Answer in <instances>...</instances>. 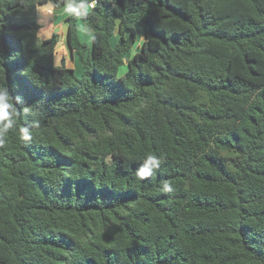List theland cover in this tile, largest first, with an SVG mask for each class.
<instances>
[{"label": "trees", "instance_id": "obj_1", "mask_svg": "<svg viewBox=\"0 0 264 264\" xmlns=\"http://www.w3.org/2000/svg\"><path fill=\"white\" fill-rule=\"evenodd\" d=\"M46 2L0 0L9 89L43 113L0 149V264H264V0H101L91 48L64 20L80 77Z\"/></svg>", "mask_w": 264, "mask_h": 264}, {"label": "clouds", "instance_id": "obj_2", "mask_svg": "<svg viewBox=\"0 0 264 264\" xmlns=\"http://www.w3.org/2000/svg\"><path fill=\"white\" fill-rule=\"evenodd\" d=\"M100 3L101 0H47L46 3L39 5L38 8L41 13L51 16L55 14L58 8L62 7L68 16L86 23L90 10L96 9ZM4 12V10L0 9V13ZM3 27L2 17H0V31H3ZM5 62V59L0 56V149L5 148L13 132H15L18 143L22 147L35 143L36 133L43 127L41 119L43 113L41 112L40 102L27 105L22 96L13 95L10 91L4 69ZM24 74L27 75V73ZM93 95L98 100H101L108 93L98 88L93 91ZM164 163L165 157L163 155L148 154L132 173L134 181L143 184L149 178H155L156 173L161 170ZM175 191V186L171 180L160 182V193L171 197Z\"/></svg>", "mask_w": 264, "mask_h": 264}, {"label": "rangeland", "instance_id": "obj_3", "mask_svg": "<svg viewBox=\"0 0 264 264\" xmlns=\"http://www.w3.org/2000/svg\"><path fill=\"white\" fill-rule=\"evenodd\" d=\"M60 10H56L55 14L52 16L46 15V13H41L40 11H38L39 24L41 26V29L39 31V36L42 40L51 37V35L53 34L52 32H50L51 31L50 27L52 25V22L57 21L58 18H60L61 14L64 13V11L61 12ZM83 22H85V21H78V33H79L81 40L83 42L85 41V43L89 46V48H91L92 47V37L89 36V39L86 38V35L84 34ZM86 26H87V23H86ZM49 29H50V31H48ZM56 29L61 33V35L62 34L64 35V32H65L63 30L64 28L62 29V27L59 26V27H56ZM62 38H64V36ZM143 39H144V36L142 35V33H139L138 41L136 42V44L132 48L134 51H140V45H141ZM56 56H57V61H58L57 63L58 64H60L61 61H63V62L67 61L69 67H74V61L72 60L71 53H70V51L66 45V33H65V41H61V45H59V47L57 49ZM75 62L79 63L76 58H75ZM80 70L81 69H79V68L76 69V73L79 77L82 74V70H81V72H80Z\"/></svg>", "mask_w": 264, "mask_h": 264}, {"label": "crops", "instance_id": "obj_4", "mask_svg": "<svg viewBox=\"0 0 264 264\" xmlns=\"http://www.w3.org/2000/svg\"><path fill=\"white\" fill-rule=\"evenodd\" d=\"M38 11H39V9H38ZM61 12L62 11H64L63 10V8L60 10ZM46 15H48V14H46ZM54 15V14H53ZM52 16V15H51ZM68 15L64 12V13H62L61 14V16H60V18H58V20L57 21H53L52 22V25H51V31H50V29L48 30V31H50V32H52V33H58L59 34V36H60V45H61V41H65V33L67 32V30H66V24L64 23V20H65V18L67 17ZM87 23V22H86ZM86 23L85 22H83V24H84V34L86 35V38H88L89 39V36L90 37H92V44H93V33H91L92 31L91 30H89L88 29V27L86 26ZM62 27V29L65 31L64 32V38H62L63 36L61 35V33L56 29V27ZM49 32V33H50ZM138 33H142V29H140V28H138ZM92 34V35H91ZM87 39V40H88ZM117 36H115L114 38H113V44H115L116 42H117ZM145 39V38H144ZM143 39V40H144ZM84 40V39H83ZM140 41V40H139ZM84 43H85V41H84ZM142 43H143V41H142ZM142 43H141V45H140V49H141V46H142ZM58 49V48H57ZM138 51H134L133 49L131 50V52L129 53V57L131 58L135 53H137ZM71 58H72V60L74 61V67H69V65H68V63H67V61L65 62V65L67 66V67H69V68H72V69H74L75 70V72H76V69L77 68H79V69H81L82 70V72H83V69H82V66L80 65V63H76L75 62V58L77 59V57L76 56H72L71 55ZM78 60V59H77ZM58 61H57V56H56V63H57ZM62 62L63 61H61V63L60 64H62ZM79 62V61H78ZM58 64V63H57ZM81 70H80V72H81ZM126 71H127V68L126 67H122L121 69H120V71H119V76H122V75H124L125 73H126ZM77 74V73H76ZM82 75V74H81ZM78 76V75H77Z\"/></svg>", "mask_w": 264, "mask_h": 264}, {"label": "water", "instance_id": "obj_5", "mask_svg": "<svg viewBox=\"0 0 264 264\" xmlns=\"http://www.w3.org/2000/svg\"><path fill=\"white\" fill-rule=\"evenodd\" d=\"M72 55V54H71Z\"/></svg>", "mask_w": 264, "mask_h": 264}]
</instances>
